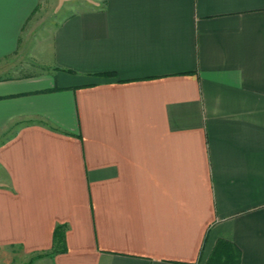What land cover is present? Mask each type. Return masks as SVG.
I'll return each instance as SVG.
<instances>
[{"label": "crops", "instance_id": "crops-1", "mask_svg": "<svg viewBox=\"0 0 264 264\" xmlns=\"http://www.w3.org/2000/svg\"><path fill=\"white\" fill-rule=\"evenodd\" d=\"M39 4L0 0V249L207 264L226 239L264 264V0H103L12 74Z\"/></svg>", "mask_w": 264, "mask_h": 264}, {"label": "rangeland", "instance_id": "rangeland-1", "mask_svg": "<svg viewBox=\"0 0 264 264\" xmlns=\"http://www.w3.org/2000/svg\"><path fill=\"white\" fill-rule=\"evenodd\" d=\"M102 5L103 0H40V4L26 28L25 35L29 38L30 45L22 47L15 57L6 59L4 65L9 66L8 69L12 71L9 72L12 74L19 75L38 71L40 67L33 61L37 60V48L32 43L39 44L42 41L48 43L55 26L65 16L79 10L101 7ZM4 251L0 249V264H24L25 260L21 254H5Z\"/></svg>", "mask_w": 264, "mask_h": 264}, {"label": "trees", "instance_id": "trees-1", "mask_svg": "<svg viewBox=\"0 0 264 264\" xmlns=\"http://www.w3.org/2000/svg\"><path fill=\"white\" fill-rule=\"evenodd\" d=\"M105 74L109 75L110 73ZM64 237V226L58 225L54 231L53 253L65 250ZM207 264H241V251L234 243L226 239H219Z\"/></svg>", "mask_w": 264, "mask_h": 264}]
</instances>
